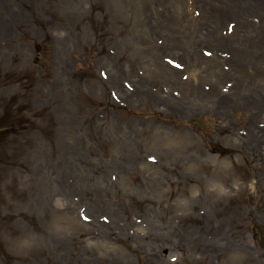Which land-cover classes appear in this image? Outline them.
Segmentation results:
<instances>
[{
  "label": "rangeland",
  "instance_id": "374dc122",
  "mask_svg": "<svg viewBox=\"0 0 264 264\" xmlns=\"http://www.w3.org/2000/svg\"><path fill=\"white\" fill-rule=\"evenodd\" d=\"M194 1L0 0V264H264L257 87L183 78L264 26Z\"/></svg>",
  "mask_w": 264,
  "mask_h": 264
},
{
  "label": "bare ground",
  "instance_id": "6f19581e",
  "mask_svg": "<svg viewBox=\"0 0 264 264\" xmlns=\"http://www.w3.org/2000/svg\"><path fill=\"white\" fill-rule=\"evenodd\" d=\"M233 1L236 2L237 0H233ZM194 2L196 5L200 4L199 2H197V0H195ZM210 2H211V0H203L202 4L205 6L204 8L207 7L209 11H213V13L216 15V17H218L217 19H219V18L224 19V15L230 11L237 12V14H236V17H237L238 13H240V12L242 13L243 11L247 10L246 8H250V5L255 7V8H258V13L262 16L261 19H264V0H243L242 6L236 4V7H234V9H231L230 7H224V6L219 8V7H216L217 4H211ZM259 21H260V17H259ZM173 42H175V41H172L170 39L168 40L169 44L173 43ZM259 43H262V45L259 46V44L256 45V44L252 43V44L247 46L248 48L237 46L235 48V55L231 56V58L234 57L233 63H235L236 70H240V73L243 69L246 70V74H243L242 76L240 73H238V76H239L238 80L240 79V81L242 82V84L245 85V87L246 86L247 87L251 86L252 88L257 87V89L253 90L252 96L254 94L255 102H253V104H258L259 106L258 107L252 106V110H250L252 112L258 111V109L261 110L264 108V104H262V103H264V96H263L264 95V85H262V84H258L255 86L253 84H252L253 86L251 85L252 80H251L250 75H248L249 69H247L246 66H243V63L247 60H253L254 63H257V65L255 67H253L254 76H256L255 72L257 73V75H260L261 71H264V49H263L264 48V36L263 35L260 37ZM258 47H260V48H258ZM190 55L192 56V54H190ZM241 56L248 57V58H246L247 60H245V61L242 60L243 61L242 64L240 63V61L244 57H241ZM185 57L191 62V58L188 56L187 53H186ZM246 63H249V62H246ZM189 64H191V63H189ZM218 66H219L218 63L212 62L210 67H209V70L212 73L216 74V72H214V70L216 68H218ZM221 75H224V74H223V71L221 69H219V71L217 72L216 79L218 80ZM217 80H214V83H215V84H213L214 87L211 90H209L208 92H204V90L200 86L199 81H197L196 83L192 82L190 84V89L195 90L194 93H196V94L197 93L198 94L199 93H201V94L207 93L209 96L217 95L215 98L220 99V100H225L227 98L229 100V102L231 100L237 99L236 95H240L239 91L233 92V90H232L228 93H223L220 91L219 88L217 89V84H216ZM236 83L238 84V82H236ZM161 100L162 99H160V101Z\"/></svg>",
  "mask_w": 264,
  "mask_h": 264
}]
</instances>
